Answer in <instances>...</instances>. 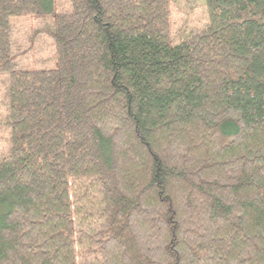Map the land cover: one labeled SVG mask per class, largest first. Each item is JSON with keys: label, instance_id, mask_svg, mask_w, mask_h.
<instances>
[{"label": "trees", "instance_id": "16d2710c", "mask_svg": "<svg viewBox=\"0 0 264 264\" xmlns=\"http://www.w3.org/2000/svg\"><path fill=\"white\" fill-rule=\"evenodd\" d=\"M0 0V264H264V0ZM50 15L56 66L10 17Z\"/></svg>", "mask_w": 264, "mask_h": 264}, {"label": "rangeland", "instance_id": "374dc122", "mask_svg": "<svg viewBox=\"0 0 264 264\" xmlns=\"http://www.w3.org/2000/svg\"><path fill=\"white\" fill-rule=\"evenodd\" d=\"M54 11L59 12L69 7L68 0H54ZM205 12L201 0H171L170 32L171 34L186 32L203 24ZM11 49L17 53L18 67L48 68L56 66L55 45L52 37L43 29L53 22L50 15L33 14L14 15L10 17ZM7 73L0 72V155L7 149L8 128L3 123Z\"/></svg>", "mask_w": 264, "mask_h": 264}]
</instances>
